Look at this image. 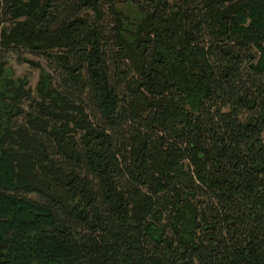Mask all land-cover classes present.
Listing matches in <instances>:
<instances>
[{
  "label": "trees",
  "instance_id": "16d2710c",
  "mask_svg": "<svg viewBox=\"0 0 264 264\" xmlns=\"http://www.w3.org/2000/svg\"><path fill=\"white\" fill-rule=\"evenodd\" d=\"M0 264H264V0H0Z\"/></svg>",
  "mask_w": 264,
  "mask_h": 264
},
{
  "label": "rangeland",
  "instance_id": "374dc122",
  "mask_svg": "<svg viewBox=\"0 0 264 264\" xmlns=\"http://www.w3.org/2000/svg\"><path fill=\"white\" fill-rule=\"evenodd\" d=\"M28 61L38 62L42 68L49 71L53 75V72L48 67L46 60L39 55H33L30 53H7L4 57V67L9 71L10 76L13 80L25 78L28 82L26 87L31 90L34 95L36 82L38 80L39 69L31 66ZM27 101L24 102L23 106L27 107ZM19 123L22 119L18 120Z\"/></svg>",
  "mask_w": 264,
  "mask_h": 264
}]
</instances>
